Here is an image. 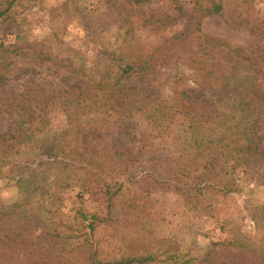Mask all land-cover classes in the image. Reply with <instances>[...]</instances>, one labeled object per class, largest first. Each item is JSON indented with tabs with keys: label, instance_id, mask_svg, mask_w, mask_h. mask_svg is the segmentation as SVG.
Returning <instances> with one entry per match:
<instances>
[{
	"label": "trees",
	"instance_id": "1",
	"mask_svg": "<svg viewBox=\"0 0 264 264\" xmlns=\"http://www.w3.org/2000/svg\"><path fill=\"white\" fill-rule=\"evenodd\" d=\"M16 1H0V18ZM147 1L123 0L118 4L117 0H105L103 5L121 22L119 26L124 31L114 35L110 47L93 64L81 53L60 55L46 40L30 43L26 53H22L23 48L0 42L2 61L15 63L17 57L26 54L34 61L64 67L84 79L81 84L64 89L60 83L55 86L42 81L27 69L21 91L0 89V115L8 114L14 125L0 135V145L24 140L29 153L26 157L36 160L35 167L30 168L25 161L0 154V172L4 168L10 174L17 172L19 185H28L25 196L41 197L33 199L27 211L10 207L27 235L46 242L60 237V227L47 229L49 225L44 223L41 211L48 209L46 213L53 215L57 212L62 200L60 192L66 186L62 180L82 183L107 204L109 213L127 183L148 177H154L158 186L183 194L188 204L195 199H208L207 205H198L207 210L213 205V197L241 189L238 171L246 175L257 168L264 171V135L259 128L264 117V85L258 82L264 66V42L257 53L246 55L242 47L204 34L202 21L220 13L226 2L193 0L189 30L195 35L180 32L145 53L139 50V39L126 14L131 8L126 4L134 6ZM178 8L186 12L182 5ZM188 36L193 37L185 45ZM182 41L179 51L172 53ZM173 59L176 67L168 77V87L154 88L133 81L134 77L141 80L150 71L171 64ZM186 67L195 80L188 76ZM8 73L7 66L0 65V78ZM55 108L66 117L67 126L40 137L39 133L49 127L48 114ZM55 165L67 174L66 179H60L57 170L51 173L57 180L55 189L37 186L38 173ZM29 170L27 176L23 175ZM82 218L88 221L91 234L96 223L104 220L96 213H82ZM252 219L264 228V208L256 211ZM4 232L5 228H0L3 239L9 235ZM16 232L10 238H18ZM87 244L91 246V264H149L154 259V254L107 257L94 241ZM228 245L242 246L238 240H231Z\"/></svg>",
	"mask_w": 264,
	"mask_h": 264
},
{
	"label": "rangeland",
	"instance_id": "2",
	"mask_svg": "<svg viewBox=\"0 0 264 264\" xmlns=\"http://www.w3.org/2000/svg\"><path fill=\"white\" fill-rule=\"evenodd\" d=\"M122 1L117 0V3ZM224 1L226 5L220 13L202 21V32L227 41L233 47H242L246 55L257 53L256 49L264 42V0ZM104 3L105 0H18L0 18V42L23 48L22 53H26L30 43L46 40L60 55L80 56L81 53L88 63L93 64L110 47L114 35L124 31L119 26L121 22L116 21ZM178 5H182L186 12ZM126 7L131 8L126 14L133 24L134 35L139 39V50L145 53L152 52L165 38H172L180 32L195 35L189 30L193 21V0H149L134 6L126 4ZM191 37L186 38L185 45ZM182 44L183 41L176 44L172 53L178 52ZM25 55L17 57L15 63L0 60V65H6L9 70L0 78V89L21 91L27 69L42 81L55 86L60 83L64 89L84 81L82 77L68 73L64 67L34 61ZM175 62L173 59L171 64L150 71L141 78L142 81L138 76L133 81L166 88L168 77L176 67ZM186 71L195 80L190 69L186 67ZM258 82L264 85V66ZM48 116L51 119L49 127L39 133L40 137L48 136L52 129L67 126L66 117L59 109H53ZM13 127V118L1 114L0 135ZM259 128L264 135V117ZM261 148L264 149V143ZM1 153L27 162L30 168L36 165L35 158L26 157L29 153L24 148V140L15 145L12 142L0 145ZM57 170L60 179H66L67 174L61 173L55 165V168L38 173L35 178L37 186L55 189L57 180H53L51 173ZM29 172L25 171L23 175L27 176ZM16 173L10 174L6 168L0 172V228L9 233L4 239L0 236V264H91V246L87 241H94L101 251L104 249L103 255L112 258L154 254L149 264H264V228L252 219L256 211L264 208L262 168L249 175L238 171L241 189L213 197V205L207 210L198 205L203 202L207 205L208 199L203 202L195 199L188 204L183 194L158 186L154 177H148L138 183H127L124 193L115 199V209L109 213L107 204L97 194L87 191L82 183L62 180L66 186L60 192L62 200L57 204V212L53 215L46 213L48 209L41 211L44 223L49 225L47 229L53 230L57 225L61 229L60 237L49 242L24 233L16 221L15 211L10 209L15 206L27 211L33 205V199L41 198L35 194L28 199L25 196L28 185L21 187ZM82 213L88 216L96 213L104 218L96 223L92 234ZM14 230H17L18 238H10ZM231 240L240 241L242 246L228 245Z\"/></svg>",
	"mask_w": 264,
	"mask_h": 264
}]
</instances>
